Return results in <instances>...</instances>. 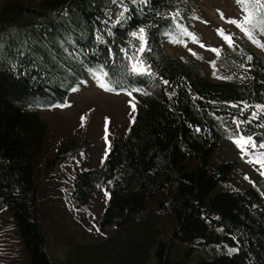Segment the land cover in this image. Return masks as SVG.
I'll list each match as a JSON object with an SVG mask.
<instances>
[{"label":"trees","instance_id":"16d2710c","mask_svg":"<svg viewBox=\"0 0 264 264\" xmlns=\"http://www.w3.org/2000/svg\"><path fill=\"white\" fill-rule=\"evenodd\" d=\"M197 19L194 0H0V199L22 244V256L5 264H146L150 255V264H189L188 251L170 254L173 241L235 246L193 264H264V174L213 192L236 160L208 162L239 133L264 142V113L256 109L264 100V34L254 17L261 53L243 44L216 49L208 79L200 54L176 59L163 50L164 40L194 32ZM84 73L104 90H137L139 105L103 160L72 178L74 207L103 187L98 225L110 232L75 243L58 261L46 250L33 178L44 134L38 110L64 106ZM80 147L60 143L43 175ZM158 214L170 217L165 238Z\"/></svg>","mask_w":264,"mask_h":264},{"label":"rangeland","instance_id":"374dc122","mask_svg":"<svg viewBox=\"0 0 264 264\" xmlns=\"http://www.w3.org/2000/svg\"><path fill=\"white\" fill-rule=\"evenodd\" d=\"M194 2L198 9V19L193 22L194 32L184 31L182 40L175 44L164 40L163 50L168 55L179 59L192 55L193 52L200 54L205 76L212 79L208 66L213 57L212 49L226 51L231 45L243 44L260 52L254 42L258 43L260 37L252 36L250 39L237 24L229 22L244 24V15L233 0ZM244 27L251 30V24H244ZM220 30L232 38L231 45L220 35ZM97 82V77L84 73L83 83L68 93L64 106L38 110L39 117L44 122V134L42 148L33 160V178L37 184L39 219L42 226L47 228L46 250L58 261L65 259L68 250L75 243H94L103 240L110 232V229L102 230L98 225L99 214L106 201L103 187L99 186L86 204L74 207L70 200L72 178L80 168L97 165L103 160L112 137L120 136L125 131L134 112L133 105H139L137 90L113 92L102 89ZM256 109L264 113V100ZM241 138L250 139L251 143L238 146L236 141ZM79 141H82L83 147L78 152L68 153L46 176L43 175L46 160L52 158L60 143L77 144ZM261 144L264 142L239 133L215 147L209 154L208 162L236 160V163L212 191L242 188L261 177L264 171V148L260 147ZM84 152L87 155L85 163L82 162ZM188 164L193 165L192 160ZM163 194L164 191L159 190L156 197ZM155 204L156 202H150L152 207ZM157 226L161 231L159 236L165 238L170 227V217L158 214ZM195 245L196 247H191ZM21 248L9 210L0 199V264H5V258L18 259L22 256ZM234 248L235 246L228 244L173 241L170 254L182 256L188 251V263L193 264L197 259L228 253ZM152 261L150 255L146 264Z\"/></svg>","mask_w":264,"mask_h":264},{"label":"snow or ice","instance_id":"6c2138e0","mask_svg":"<svg viewBox=\"0 0 264 264\" xmlns=\"http://www.w3.org/2000/svg\"><path fill=\"white\" fill-rule=\"evenodd\" d=\"M115 2V0H114ZM141 3H146L147 0H140ZM237 3L242 6V10L246 13L244 17V24H251L254 17H258L256 25L254 27H259L262 34H264V0H237ZM230 23L237 24L238 27L241 28L242 31L245 32L246 35L249 36L250 39H252V31L248 28L244 27V24H239L237 21H229ZM141 33H143V29H141ZM220 35L225 39L226 42L229 43V45L232 44V38L230 36L224 35L223 31L220 30ZM143 40V36L140 37ZM256 42V41H254ZM203 47V45H201ZM264 47V45H261ZM212 51H217L216 49H212ZM104 87V85H101ZM106 90H109L106 88ZM130 95V93H129ZM133 110H135V106L133 105ZM236 143L238 146L243 147L244 144L251 143V140H244L241 138L240 140H237ZM260 147L264 148V144H261ZM264 163V161H262ZM264 174V173H262Z\"/></svg>","mask_w":264,"mask_h":264}]
</instances>
